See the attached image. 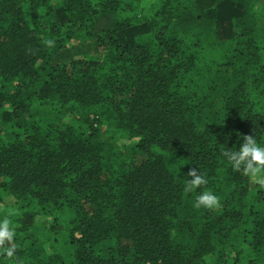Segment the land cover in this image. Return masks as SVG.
Here are the masks:
<instances>
[{
	"label": "trees",
	"instance_id": "1",
	"mask_svg": "<svg viewBox=\"0 0 264 264\" xmlns=\"http://www.w3.org/2000/svg\"><path fill=\"white\" fill-rule=\"evenodd\" d=\"M244 135L264 146V0H0L23 264H264V188L222 155ZM192 168L208 183L186 193Z\"/></svg>",
	"mask_w": 264,
	"mask_h": 264
},
{
	"label": "clouds",
	"instance_id": "2",
	"mask_svg": "<svg viewBox=\"0 0 264 264\" xmlns=\"http://www.w3.org/2000/svg\"><path fill=\"white\" fill-rule=\"evenodd\" d=\"M43 43L49 48L55 46V41L52 39H46ZM29 51L32 52L31 49ZM32 54L35 53L32 52ZM222 155L230 163L234 171L242 172L252 182L264 188V146L257 142L255 136L244 135L243 143L238 149L236 147L234 149L227 148L223 150ZM187 176L190 179L184 185L186 193L194 192L208 183L205 176L195 168L189 169ZM193 206L195 208L213 210L220 207V199L211 190H204L196 196ZM15 238V229L10 218L6 215L3 219H0V255L14 260L15 264H23V261L16 255Z\"/></svg>",
	"mask_w": 264,
	"mask_h": 264
}]
</instances>
